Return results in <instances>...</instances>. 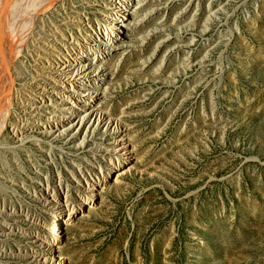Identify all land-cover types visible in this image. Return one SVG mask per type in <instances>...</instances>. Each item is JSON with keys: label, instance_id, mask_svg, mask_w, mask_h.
Instances as JSON below:
<instances>
[{"label": "rangeland", "instance_id": "rangeland-1", "mask_svg": "<svg viewBox=\"0 0 264 264\" xmlns=\"http://www.w3.org/2000/svg\"><path fill=\"white\" fill-rule=\"evenodd\" d=\"M104 1L125 19L100 13ZM121 1L65 0L34 22L17 88L41 108L13 100L3 126L0 116V264H264V0ZM77 24L110 26L92 46L111 52L87 56L104 71L71 88L53 56L67 41L86 45ZM43 72L63 83L45 77L41 87ZM85 87L96 92L82 105L120 125L119 136L93 124L82 139L59 124L79 112L70 98ZM108 157L121 163L118 178L94 186L93 198L77 193L89 173L74 161L98 173ZM65 197L72 222L56 214Z\"/></svg>", "mask_w": 264, "mask_h": 264}, {"label": "bare ground", "instance_id": "bare-ground-1", "mask_svg": "<svg viewBox=\"0 0 264 264\" xmlns=\"http://www.w3.org/2000/svg\"><path fill=\"white\" fill-rule=\"evenodd\" d=\"M64 1L65 0H0V116L3 119V121L1 122V126H3L5 120L7 122V119L9 118V115L11 112L10 109L12 108L11 105L13 103V100H17L20 104H22L23 107H24V104L27 105L29 107L27 110L34 111L38 107L41 108V104L36 105L33 101H30V99L28 98L29 97L28 94L20 91L17 88L18 82H24V78L22 79L23 76L20 77L18 74V72L20 70L24 69V65L22 67H20L21 64H19V63L22 61L19 57H20L21 53L24 52V48H27L25 45L26 42L28 40H31V38H32L30 32L33 28V25L35 24L34 22H36V20H37L36 18H40L41 14H45V13L48 14V12L50 10H53V9L55 10V12L59 13L61 5L63 4ZM121 2L125 6H130L131 9H134L136 7V4H137L136 3L137 1H134V0H123ZM104 3H106L107 6H109L110 8L107 10L99 9L100 13H103V15L107 16L108 19L116 18L119 15L122 16V20L125 19L124 13H121L120 11H118L110 1H104ZM29 9H34L35 11H33V12L27 11ZM36 10H38V11H36ZM213 12H215V11H213ZM53 14H52V16H53ZM75 18H76V20L80 19V17H75ZM76 27L78 28L79 31L81 29H83V33L86 37L84 35H81L80 37H81V39H86V41H85L86 45L82 46L78 41L76 43H74V41H67L66 44H64V43L62 44L65 47L63 52H61L60 49H58V47H54L56 50V54H54V56H53L57 60L59 58H62L64 60V64H61L60 67L61 68L64 67V69H66V71L68 72V74H67L68 77L65 80H69V84H70L69 86L71 88H74V82H75V84L78 82H82V81L90 82V75L94 72H102L103 73V71H104L103 69L100 70V68H98V67L91 68L89 66L88 57L95 60L94 58L97 57L101 52L105 51L107 54L109 52H111V50L106 48V47H96L95 48L92 46L94 44V39L99 40L100 37L98 36V34H100V31H102V30H103V32H102L103 34L101 35V37L104 38L106 41H108V37H107L108 33H106L105 30L107 31L108 28L110 30L111 29L110 26L107 27L106 25H103L102 28L97 26L96 30L91 28L89 31L84 29V28H79L78 24L76 25ZM54 28H55V30H58L57 25H54ZM116 30L118 31V29H116ZM29 33H30V35H29ZM36 41L38 42V44L39 43H45L42 37ZM29 42H31V41H29ZM38 44H37V46H38ZM75 46H76V51L74 52ZM40 48H41V51L47 52L46 48L45 49H44V47H40ZM83 53H84V55H83ZM35 55L49 61L48 57L45 55H40L38 52H35ZM96 60L98 61V58ZM56 65H57V63L55 62L54 66H56ZM79 65H81V66H79ZM32 70L35 72L39 71L35 67ZM27 71L29 72V74H32L30 72L29 68H27ZM53 76H55V77H53ZM45 77H47V78L50 77L51 78L50 80H52L53 82L57 81L61 84L63 83V79L56 78V77H61L60 74L58 75L55 72V75H49V73L43 72V77H40L38 79L39 81L36 82V83H39L40 86L43 88L47 87V85H49V83H50V82L45 80L46 79ZM40 81H41V83H40ZM86 84L87 83H85V85ZM94 85H96V84L94 83ZM34 92H35L34 94H37L39 97L42 96L41 93H39L37 91H34ZM95 92H96L95 90L90 91V90H88V87H85V88H82L81 91L77 92L78 96H73V98H70V101L74 104V107H76L75 109H77V111H79V112L69 110L68 115L72 116V117L59 118V122H60L59 124L63 125L65 122L66 126L69 127V129H74V131H76V132L81 131L82 139H85L87 129H88V131H90V133L87 135H92L93 129H94V127H92L93 124L95 126H97L99 124H101V125L103 124V127L108 128L109 131L112 130L113 136H119L120 135L119 131H121L120 125L109 124L110 122L108 120L104 121L103 117L101 116V114L99 112H95L94 110H92L88 106L82 105L81 98H83L84 96H91L92 97L93 95H95ZM56 94H58L60 96H66V94H64L63 92H60V91L56 92ZM47 98H50V97H47ZM40 100H41V102L43 101L42 97ZM48 101H49V103L51 102L49 99H48ZM44 108H45V110H49L50 113H52L54 111V110H52L46 106H44ZM23 119H24V117H23ZM27 119H30L32 121V123L33 122H37V123L40 122L41 123V121L39 119L33 118L32 116L31 117H25V120H27ZM60 119H62V121H60ZM54 121L57 122V119ZM22 127H23L22 124H21V126L16 125V124L11 126L12 132L14 134H18L19 138L21 137V134L23 135ZM31 128L32 127H30V125L29 126L27 125V130H29V129L31 130ZM0 130H2V128ZM82 139H80L77 142V145L82 146L84 144V140H82ZM118 144H119L118 142L112 143V145L114 147H117ZM123 148H124V146H123ZM124 149H123V151H124ZM124 156H126V155H124ZM112 161H113L112 158L108 157V163L109 164H103V163L98 162V165H97L98 169H99L98 173L92 171L91 169L84 166L80 162L74 161L78 166L77 168H78L80 174H82L83 168L89 173V175H88L89 180L86 176H83V180H85V183H86L85 189H88L89 191H86L85 189H83V190L76 189L77 193H79L81 196H84V195L87 196L88 195L89 198H93L96 195V188L94 186L100 185V184L101 185L108 184V180L112 179L113 177L116 180L118 178V173L120 171L119 168H120L121 163L117 158L115 159V162L114 161L112 162ZM89 162H92V161L89 160ZM112 166H115V171H114V168H112ZM104 170L106 173H104ZM70 171L72 174H74L72 168H70ZM57 176H58L57 180H59V181H57L58 186H59V188H62L63 186H62V183L60 181L61 177H59V175H57ZM76 179L78 180V182H81L77 177H76ZM45 181H46L45 192H47V194H49L50 196L55 198V200H58L59 198H58V195L56 193V191H58V190L55 189L56 185L54 186V184L53 185L49 184L48 183L49 181L47 179ZM63 195H65V194H63ZM66 199H67L66 197L62 199L64 201L62 202L61 206L56 205V207H55L56 214H58L60 216V219L72 222L74 220V218L77 217L75 215L76 210H75L74 204H72V202H69V201L67 202ZM78 207L79 208L81 207L80 203H78ZM13 210H18V209L13 207ZM19 211L22 212L25 216L28 215V213H26L22 208H19ZM80 211H83V210H80ZM42 232H43L42 237L47 239V237L45 236V232L44 231H42Z\"/></svg>", "mask_w": 264, "mask_h": 264}]
</instances>
